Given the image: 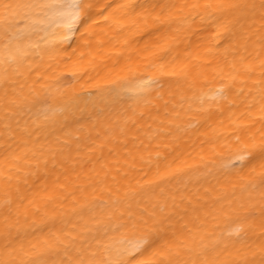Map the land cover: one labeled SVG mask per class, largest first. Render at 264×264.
Masks as SVG:
<instances>
[{"label":"bare ground","instance_id":"bare-ground-1","mask_svg":"<svg viewBox=\"0 0 264 264\" xmlns=\"http://www.w3.org/2000/svg\"><path fill=\"white\" fill-rule=\"evenodd\" d=\"M0 264H264V0H0Z\"/></svg>","mask_w":264,"mask_h":264}]
</instances>
